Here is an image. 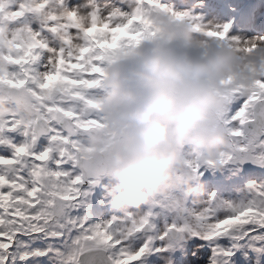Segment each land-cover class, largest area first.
Returning <instances> with one entry per match:
<instances>
[{"label": "snow or ice", "instance_id": "snow-or-ice-1", "mask_svg": "<svg viewBox=\"0 0 264 264\" xmlns=\"http://www.w3.org/2000/svg\"><path fill=\"white\" fill-rule=\"evenodd\" d=\"M158 19L183 24L203 40L227 42L243 53L264 43V37L232 36V23H206L202 16L178 11L166 0H89L84 5L73 0H0V251L12 247L22 228L43 232L66 207L79 206L77 190L86 178L76 174L83 168L80 146L87 132L103 122L98 97L105 65L154 38ZM98 26L126 29L128 35L113 41L110 37L116 33L94 34ZM229 97L243 100L227 124L221 119L230 148L217 160H189L185 178L202 176L206 165L221 166L237 151L264 156V132L249 135L245 129L246 125L264 129V122L256 124L254 118L264 109V80L252 87L230 88L225 108ZM234 122L238 126L229 130ZM239 137L248 142L234 144L233 138ZM249 191L246 202L219 208L213 194L198 227L214 238L231 235L241 226L247 228L245 236L264 228V185H251ZM87 220L84 217L79 227L85 228ZM256 220L262 223L253 224ZM149 223L144 217L129 226L114 217L91 226L88 234L96 247L109 253L110 264H138L153 242L149 237L139 243V233ZM167 236L166 232L159 239ZM216 251H221L219 245Z\"/></svg>", "mask_w": 264, "mask_h": 264}, {"label": "clouds", "instance_id": "clouds-1", "mask_svg": "<svg viewBox=\"0 0 264 264\" xmlns=\"http://www.w3.org/2000/svg\"><path fill=\"white\" fill-rule=\"evenodd\" d=\"M156 26L154 38L106 63L98 97L103 122L80 146L82 167L114 182L116 209L182 183L190 193L188 161L217 160L230 148L221 122L226 93L264 80V43L243 53L180 23L158 19Z\"/></svg>", "mask_w": 264, "mask_h": 264}, {"label": "rangeland", "instance_id": "rangeland-1", "mask_svg": "<svg viewBox=\"0 0 264 264\" xmlns=\"http://www.w3.org/2000/svg\"><path fill=\"white\" fill-rule=\"evenodd\" d=\"M183 3H186V2H183ZM170 4L173 7H176L178 11H181V12H190V10L188 8H180V7H177L174 3H170ZM232 25H233V28H232L233 30L234 29H237V25L234 23V21H233V24ZM225 165H226V163L222 164L220 167H209L207 165L206 166L211 170V172H215L217 174H221L226 169ZM256 184H259V181H257ZM246 197L248 199H250V194H247ZM237 199H239V201H241V202H245V197L244 196H239ZM33 232H34V230L32 229L31 230V233H33ZM139 243H140V245H143L144 241H143L142 237H141V240H140ZM13 244H14V246L17 245V238L15 239V241H14ZM145 254H146V252H145ZM11 256H12L11 253H8V251H1V253H0V264H5V263L18 264L16 262H14V260H13V262H8V260H9V258H11ZM163 258H164V256L161 253H155L154 254L153 252L152 253H149V254H147L145 256V259L147 261V264L148 263L149 264H158V263L162 262Z\"/></svg>", "mask_w": 264, "mask_h": 264}, {"label": "trees", "instance_id": "trees-1", "mask_svg": "<svg viewBox=\"0 0 264 264\" xmlns=\"http://www.w3.org/2000/svg\"><path fill=\"white\" fill-rule=\"evenodd\" d=\"M53 221H54V219L51 220L45 226V230L42 233V237H47L48 238L49 234L52 232V229L54 230ZM31 228L32 227H24L16 234V236L18 237V240L20 241V243L22 244L23 247H26V246H29V245L33 244V242L36 240V238L38 236L36 232L31 233V231H30ZM14 248L15 247H14V244H13L12 247L7 250L8 253H10ZM25 251H26V248H24V252ZM15 262L18 263V264H24V262L29 263V264H33L31 261L26 260V257L24 255H23L22 258L19 257Z\"/></svg>", "mask_w": 264, "mask_h": 264}]
</instances>
